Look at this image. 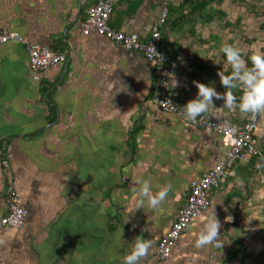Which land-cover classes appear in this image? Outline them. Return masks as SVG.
<instances>
[{
    "label": "crops",
    "instance_id": "crops-1",
    "mask_svg": "<svg viewBox=\"0 0 264 264\" xmlns=\"http://www.w3.org/2000/svg\"><path fill=\"white\" fill-rule=\"evenodd\" d=\"M207 1L118 0L110 19L112 29L142 41L159 27L177 66L171 83L180 107L195 97L197 82L226 90L219 72L232 69L223 44L244 49L248 67V57L264 53V0ZM97 2L0 0L1 32L68 54L64 64L34 74L26 44L0 45V219L12 189L28 211L21 228L0 232V264H123L137 236L152 242L140 264H264V157L237 161L207 211L160 260L159 242L192 183L228 148L153 102L160 69L143 53L81 33ZM212 112L237 129L248 118L236 108ZM256 135L264 153V115ZM139 176L151 178L154 192L172 183L158 210L133 211ZM213 207L221 245L197 248Z\"/></svg>",
    "mask_w": 264,
    "mask_h": 264
},
{
    "label": "built area",
    "instance_id": "built-area-1",
    "mask_svg": "<svg viewBox=\"0 0 264 264\" xmlns=\"http://www.w3.org/2000/svg\"><path fill=\"white\" fill-rule=\"evenodd\" d=\"M117 1L98 0L96 4L90 6L85 21L80 24L81 33L88 35L96 32L112 42L122 45L128 51L143 53L150 63L156 64L160 69L159 88L153 97V102L163 112L176 116L184 123L219 135L224 146L228 148L225 160L216 163L212 169L192 183L186 204L180 208L176 220L159 242V258L161 261H166L171 256L172 250L182 234L190 231L197 218L207 211L211 193L218 190L229 178L234 164L240 160L264 156L256 135L261 115L257 116L255 120L249 116L242 129L235 128V131L231 130L230 125L206 115L197 122L183 119L180 116V106L171 83L172 77L177 72V66L170 58L166 48L161 46L163 39L159 27L154 28L148 41H142L136 34L115 31L110 26V19ZM164 17H166V13ZM11 41L27 45L29 67L34 74H40L47 69L64 64L68 60L66 52H56L48 47L27 43L18 33L0 31V45ZM170 100L173 105L169 103ZM173 107L177 111H173ZM7 208V213L0 219V232L6 228H21L28 214L20 192L14 189L8 195Z\"/></svg>",
    "mask_w": 264,
    "mask_h": 264
},
{
    "label": "clouds",
    "instance_id": "clouds-1",
    "mask_svg": "<svg viewBox=\"0 0 264 264\" xmlns=\"http://www.w3.org/2000/svg\"><path fill=\"white\" fill-rule=\"evenodd\" d=\"M220 51L226 55L227 62L232 69L228 75L219 72L221 83L226 90L219 92L210 84L197 82L198 92L194 98L189 99L179 108L180 116L185 120L197 122L205 115L207 117L210 115L222 116V113L219 112L213 114L212 109L232 110L234 108L239 110L241 116H250L253 120L259 115H264V53L257 51L248 57L251 60V66L248 67L244 49L230 44H223ZM236 90L239 91V95L236 94ZM214 97L222 99L223 106H215ZM169 103L172 104L171 100ZM173 111H177V109L173 107ZM226 123L230 124V122ZM209 126L211 125L209 124ZM231 130L235 131V126H231ZM134 182L136 185L134 189L136 199L133 211L144 208L145 205L158 210L168 198L169 193L173 191L172 183L167 182L154 192L150 177H135ZM128 218L129 214L125 221ZM220 227V221L217 219L213 207L208 220L202 225L194 242L195 247L203 248L208 245H217V241L221 239ZM151 243L150 239L137 236L131 244L130 250L123 254V264H140L141 259L147 255ZM220 245L217 246L220 247Z\"/></svg>",
    "mask_w": 264,
    "mask_h": 264
},
{
    "label": "trees",
    "instance_id": "trees-1",
    "mask_svg": "<svg viewBox=\"0 0 264 264\" xmlns=\"http://www.w3.org/2000/svg\"><path fill=\"white\" fill-rule=\"evenodd\" d=\"M192 1H194V0H192ZM196 2V1H195ZM210 2H212V0H208L206 3H204V4H208V3H210ZM197 8L198 7H196L195 9H194V11H196L197 10ZM164 46H165V44H164ZM169 55H170V53H169ZM170 58H172L173 59V56L172 55H170ZM264 157V156H263ZM254 158H259L258 156H255Z\"/></svg>",
    "mask_w": 264,
    "mask_h": 264
}]
</instances>
